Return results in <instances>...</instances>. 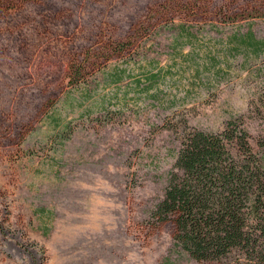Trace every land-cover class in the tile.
<instances>
[{
  "label": "rangeland",
  "instance_id": "1",
  "mask_svg": "<svg viewBox=\"0 0 264 264\" xmlns=\"http://www.w3.org/2000/svg\"><path fill=\"white\" fill-rule=\"evenodd\" d=\"M231 120L264 159V0H0V264H264L157 214Z\"/></svg>",
  "mask_w": 264,
  "mask_h": 264
},
{
  "label": "trees",
  "instance_id": "2",
  "mask_svg": "<svg viewBox=\"0 0 264 264\" xmlns=\"http://www.w3.org/2000/svg\"><path fill=\"white\" fill-rule=\"evenodd\" d=\"M72 79H80L78 65ZM231 120L218 133L186 135L157 214L170 219L187 252L220 259L238 250L264 262V159ZM261 205V206H260Z\"/></svg>",
  "mask_w": 264,
  "mask_h": 264
}]
</instances>
